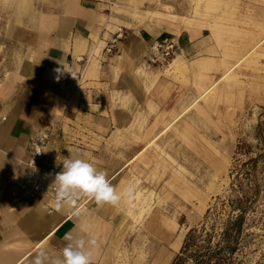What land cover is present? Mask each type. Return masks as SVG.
Instances as JSON below:
<instances>
[{
	"label": "crops",
	"instance_id": "crops-1",
	"mask_svg": "<svg viewBox=\"0 0 264 264\" xmlns=\"http://www.w3.org/2000/svg\"><path fill=\"white\" fill-rule=\"evenodd\" d=\"M252 5L253 0H31L29 14L19 16L21 24L13 7L10 63L0 78V264H32L40 248L54 257L67 233L96 238L93 264L119 263L126 222L120 203L101 205L83 197L81 215L72 216L67 208L55 211L48 195L14 196L30 171L29 140L53 128L40 164L49 182L68 156L105 171L115 188L121 177L144 178V150L244 53L237 34L244 29L243 15L253 17ZM119 29L122 37L105 52ZM164 36L177 42L169 71L148 63V46ZM112 89L128 102L123 123L78 124L92 133L86 145L93 149H78V140L66 146L61 132L68 126L62 120L74 112L100 120L96 101L101 99L108 114ZM88 100L90 113L82 109ZM134 115L140 124L131 123Z\"/></svg>",
	"mask_w": 264,
	"mask_h": 264
},
{
	"label": "rangeland",
	"instance_id": "rangeland-1",
	"mask_svg": "<svg viewBox=\"0 0 264 264\" xmlns=\"http://www.w3.org/2000/svg\"><path fill=\"white\" fill-rule=\"evenodd\" d=\"M15 2L0 0V78L10 63L7 35L14 22ZM252 6L253 17L243 15L244 29L237 34L244 53L229 64L208 94L190 105L144 150L141 159L146 160L147 175L142 179L135 174L124 176L117 182L118 193L130 183L136 186L131 203L120 202L126 222L118 264H171L189 228L213 217L217 221L225 217L221 201L233 194L232 174L244 162L239 177L251 204L236 260L239 264H264V0H253ZM241 7L238 4L239 12ZM233 49L228 56L234 54ZM174 67L170 64L163 69ZM112 90L111 99L106 101L108 114L101 99L96 101L100 120L82 112L62 120L68 126L61 132L66 146L78 140V149H93L86 145V139H93L92 133L80 130L78 124L123 123L128 102L121 91ZM73 103L75 108L78 101ZM90 103H83L84 112H91L86 105ZM131 123L140 124L141 117L134 115ZM252 158L255 161L249 160ZM207 209L211 211L205 215ZM178 236L181 241L174 249Z\"/></svg>",
	"mask_w": 264,
	"mask_h": 264
},
{
	"label": "clouds",
	"instance_id": "clouds-1",
	"mask_svg": "<svg viewBox=\"0 0 264 264\" xmlns=\"http://www.w3.org/2000/svg\"><path fill=\"white\" fill-rule=\"evenodd\" d=\"M54 71L59 73L62 69ZM60 163L63 165L62 171L55 174L50 185L55 193L54 209L57 212L67 208L72 216H80L78 201L83 197L94 199L97 204L114 206L122 199L127 203L134 199L135 184L130 183L123 192L118 193L107 173L97 170L85 159L68 156ZM64 239L66 245L54 257L47 249H38L32 264H93V249L98 244L95 237L86 239L82 235L67 233Z\"/></svg>",
	"mask_w": 264,
	"mask_h": 264
},
{
	"label": "trees",
	"instance_id": "trees-1",
	"mask_svg": "<svg viewBox=\"0 0 264 264\" xmlns=\"http://www.w3.org/2000/svg\"><path fill=\"white\" fill-rule=\"evenodd\" d=\"M241 166L235 168L232 174L233 194L221 201L225 217L220 221L213 217L199 227L189 228L171 264H239L236 255L242 244L246 211L251 204L242 190L243 183L239 177ZM210 211L207 209L205 215Z\"/></svg>",
	"mask_w": 264,
	"mask_h": 264
},
{
	"label": "built area",
	"instance_id": "built-area-1",
	"mask_svg": "<svg viewBox=\"0 0 264 264\" xmlns=\"http://www.w3.org/2000/svg\"><path fill=\"white\" fill-rule=\"evenodd\" d=\"M122 37V32L119 29L114 37L108 42L105 47V52L111 53L115 43ZM177 42L172 36H164L155 40L148 46V63L159 68L169 66L173 61ZM71 76H75L74 73ZM50 129H44L36 132L29 140L28 148L29 155L26 161L30 171L23 175L17 188V196L20 199H30L36 196L48 195L53 201L55 193L50 187L52 182L47 179V169L40 167L46 156V147L49 142ZM50 187V188H49Z\"/></svg>",
	"mask_w": 264,
	"mask_h": 264
},
{
	"label": "bare ground",
	"instance_id": "bare-ground-1",
	"mask_svg": "<svg viewBox=\"0 0 264 264\" xmlns=\"http://www.w3.org/2000/svg\"><path fill=\"white\" fill-rule=\"evenodd\" d=\"M15 9H16L15 11H16V14H17V16H16L17 23L18 24H21L22 21L19 18V16H20L21 13L29 14V12L31 11V0H16V2H15ZM42 17L43 16H41V18ZM211 87H209V88L207 87V89L203 90V92L200 93V96H203L205 93H207L211 89ZM13 190H14V196L17 198V196H16V194H17V188L14 187ZM16 200H18V199H16ZM180 241H181V236H178L175 239L174 243H173V248L174 249H176L179 246Z\"/></svg>",
	"mask_w": 264,
	"mask_h": 264
}]
</instances>
